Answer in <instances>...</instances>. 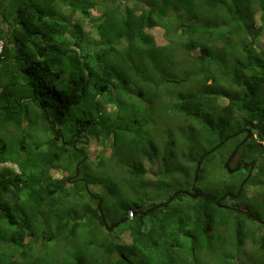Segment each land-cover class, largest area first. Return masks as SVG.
<instances>
[{
  "label": "trees",
  "instance_id": "obj_1",
  "mask_svg": "<svg viewBox=\"0 0 264 264\" xmlns=\"http://www.w3.org/2000/svg\"><path fill=\"white\" fill-rule=\"evenodd\" d=\"M4 1L0 264H244L245 250L264 253V0ZM246 127L257 139L238 152L253 174L230 196L198 190L217 158L200 138L241 139ZM100 200L108 227L124 222L108 229Z\"/></svg>",
  "mask_w": 264,
  "mask_h": 264
},
{
  "label": "rangeland",
  "instance_id": "obj_2",
  "mask_svg": "<svg viewBox=\"0 0 264 264\" xmlns=\"http://www.w3.org/2000/svg\"><path fill=\"white\" fill-rule=\"evenodd\" d=\"M6 1V0H5ZM4 1V2H5ZM3 26H6V25H3ZM199 77V73H197L196 75L193 76L194 80L198 79ZM184 84H189V83H186V82H183ZM203 84V83H202ZM210 84V82H209ZM178 90V88H177ZM124 101V97L122 96L121 98V105ZM140 101H142V99H140ZM168 96L166 97V102H168ZM155 112H154V119L149 123V126L150 125H153V122H155V120L157 118H160V116L162 115V109L159 108V105H156L155 106ZM168 108V107H166ZM161 109V110H160ZM174 111V109H172ZM124 111V109H123ZM164 114V117L168 116V118H172L173 117V112H169V110H166L165 112H163ZM179 125H173L172 127H178ZM184 127L182 126V129ZM231 132V131H229ZM230 138L227 136L223 139V141L221 143H217V141L213 142L211 140H202L200 138V140L202 141V145H205V148H211L212 146H215L213 149H217L216 153H215V156L217 158H214V161H213V156H211V160L208 161L205 165H206V176H204V178L202 179H199V182H198V190L200 189H203V190H212L214 189L216 192L218 193H226L224 196L228 195V194H231L229 192V189L232 190V189H235L236 186H239V190L241 189L242 185H243V180L246 178V171H244V168H237L236 165H232L231 163V158L233 156L230 157L229 160H226V166L228 165L229 167V164L231 163V167H232V170L234 171H229V169L231 167H229L228 169V172H225L223 171V166L220 164L221 161H220V157L224 158V156L228 157L229 153L230 152V148H232L236 143L237 141H239L240 139H231L229 140ZM226 140H229V142L227 143V147H224V142ZM217 147V148H216ZM102 149V146L99 145V147H97L96 145H92L91 146V150L92 152L90 153V155L92 154H97L100 152V150ZM204 149L201 148V150H198L197 153H201L203 152ZM108 151V149H107ZM94 156V155H93ZM91 164V163H90ZM78 165V164H77ZM77 165L75 167V171L77 169ZM189 165V163H188ZM243 169V170H241ZM54 176L56 177H62L63 175L65 174H68L69 172L66 171V170H60V171H53L52 172ZM77 175V174H76ZM195 179V177H194ZM229 187V188H228ZM93 188H95V186L93 185ZM258 189L256 187H252L250 188V191L248 192V195L249 196H253L255 194L256 197L253 198V201H255L254 199L257 198V195L256 194L258 191ZM255 191V193H254ZM106 193H107V190H106ZM108 195V194H107ZM111 195V194H110ZM109 196V195H108ZM262 198V196L260 195V199ZM263 199V198H262ZM260 207V206H259ZM108 210H111V213L112 215H115V211L112 210V205L108 206ZM246 255V256H245ZM247 257V258H246ZM260 257V260L261 261H264V253H259V252H252L250 250H245V254H241V257L242 258V261L244 262V264H263L261 262H258L257 258Z\"/></svg>",
  "mask_w": 264,
  "mask_h": 264
},
{
  "label": "flooded vegetation",
  "instance_id": "obj_3",
  "mask_svg": "<svg viewBox=\"0 0 264 264\" xmlns=\"http://www.w3.org/2000/svg\"><path fill=\"white\" fill-rule=\"evenodd\" d=\"M244 134V136L241 137V139L239 141H237V143L234 145L233 149H232V152L229 153L228 157L226 160H229L230 157L232 156L231 158V163L232 165H236L237 168H244V170L247 171V178H249L253 172L255 171V166H256V163L253 162V161H245L244 159L241 161V158L239 157V148H240V145L245 142V141H248V140H252V141H256L257 139V136L256 134H252L249 130V127H246V128H243L241 131H239V133L235 134V135H238V137L240 135ZM239 139V138H238ZM231 163L229 164V167H231ZM228 167V169H229ZM227 169V170H228ZM234 171L232 170V168L229 169V171ZM232 194V193H231ZM233 195V194H232Z\"/></svg>",
  "mask_w": 264,
  "mask_h": 264
},
{
  "label": "water",
  "instance_id": "obj_4",
  "mask_svg": "<svg viewBox=\"0 0 264 264\" xmlns=\"http://www.w3.org/2000/svg\"><path fill=\"white\" fill-rule=\"evenodd\" d=\"M227 141V140H226ZM204 159V156L201 157V160L198 162V166H197V170H196V175H195V179H194V183H193V189H194V193L191 195L193 198H197L199 196L198 192L195 190V186H196V183L198 181V178H199V172H200V169H201V165H202V161ZM228 167V165H227ZM79 174V169L77 167V175ZM240 194V192L238 193V195ZM231 195V194H230ZM102 203H103V200H100L99 204H98V207L100 209V213L102 214V219L106 225V227L108 229H114L116 228V226H118L120 223H123L124 221H120L119 223L115 224L113 227H108V224H107V220H106V216L103 214V208H102Z\"/></svg>",
  "mask_w": 264,
  "mask_h": 264
},
{
  "label": "clouds",
  "instance_id": "obj_5",
  "mask_svg": "<svg viewBox=\"0 0 264 264\" xmlns=\"http://www.w3.org/2000/svg\"><path fill=\"white\" fill-rule=\"evenodd\" d=\"M2 48H3V42L1 41V43H0V53H1V51H2ZM228 168V167H227ZM229 196H230V194H228Z\"/></svg>",
  "mask_w": 264,
  "mask_h": 264
}]
</instances>
